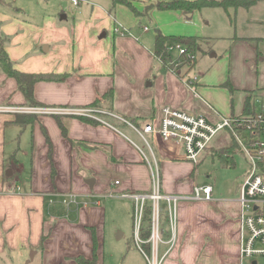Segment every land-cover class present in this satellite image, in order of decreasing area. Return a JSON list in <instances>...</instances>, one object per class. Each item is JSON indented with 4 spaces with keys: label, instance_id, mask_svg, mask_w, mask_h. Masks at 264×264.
I'll list each match as a JSON object with an SVG mask.
<instances>
[{
    "label": "crops",
    "instance_id": "obj_1",
    "mask_svg": "<svg viewBox=\"0 0 264 264\" xmlns=\"http://www.w3.org/2000/svg\"><path fill=\"white\" fill-rule=\"evenodd\" d=\"M129 1L140 15L128 6H115L112 0H81L73 4L72 20L67 15L46 16L41 26L0 5V30L10 39L7 51L15 67L30 74L67 75L63 81L35 85L40 108H93L95 101L113 89V103L103 101V107L93 109L109 113L97 117L123 133L99 120L93 119L99 125H90L78 116L62 115L69 138L79 142L72 146L55 115L34 114L35 124L22 129L14 123L16 113L0 112V264L8 258L32 264L39 256L40 264H77L76 256L92 257L93 231L98 264H107L102 250L107 208L102 200L131 202L134 211L130 195L150 194L153 188L151 167L132 142L150 162L155 158L158 163L161 193L192 195L196 187H203L195 184V165L183 159L179 146L156 143L149 137L151 153L135 131L115 116L144 126L158 122L165 107L203 115L212 122L222 116L264 112L262 0L248 9L204 8L190 14L156 8L145 14L146 7L158 0ZM214 10H223L224 15ZM115 26L129 29L133 36L115 34ZM157 31L168 37L199 38L195 66L180 72L163 70L154 55ZM39 43L41 50L36 48ZM178 56L174 51L175 60ZM0 107H29L17 82L3 73ZM44 130L52 144V160ZM26 134L30 161L29 168L22 169L16 157ZM9 142L18 143L12 160L7 158ZM222 142L216 137L209 150L231 147L235 141L227 146L214 144ZM239 193L240 188L235 199L217 201L213 188L212 201L181 202L176 243L172 246L171 238L162 237L159 246V256L165 257L162 264H240ZM70 194L78 196V203L68 207L64 197Z\"/></svg>",
    "mask_w": 264,
    "mask_h": 264
},
{
    "label": "built area",
    "instance_id": "obj_2",
    "mask_svg": "<svg viewBox=\"0 0 264 264\" xmlns=\"http://www.w3.org/2000/svg\"><path fill=\"white\" fill-rule=\"evenodd\" d=\"M81 0H73L74 5H79ZM148 31V28L144 29ZM115 34L121 37L133 36L129 29L115 26ZM178 51L179 56L186 53L185 49L176 45L170 48ZM197 77L194 78L196 82ZM190 83L189 85H191ZM0 112L16 114H52L57 116L75 115L101 121L104 125L123 134L118 128L110 123L98 119L101 114H108L99 109H46L40 107L15 108L0 107ZM121 123L126 124L140 137L147 149L153 153L151 137L156 143L162 142L168 145H177L181 148L183 159L197 165L204 154L211 148L213 140L220 133L227 131L231 134L249 163V170L243 184L240 186L238 203L239 212V258L240 264L245 260L255 261L264 257V112L249 111L247 115L240 117H220L217 121H209L203 115H194L165 107L161 112L158 122L151 121L144 126H137L132 122L116 117ZM143 154L152 171L153 188L150 194L130 195L135 201L134 208V237L140 251L146 257L148 264H162L165 257L159 256V246L163 242L160 233L161 205L168 207V217L173 246L176 243V230L178 225V207L184 201H212L213 187H196L192 195H165L161 193V178L159 165L155 158L150 162L143 149L132 142ZM119 184V182H116ZM78 196L70 194L64 197V205L70 206L78 203ZM151 202L153 206L152 234L149 243L152 245L151 254L148 255L142 248L144 243L140 238V230L143 224L145 204Z\"/></svg>",
    "mask_w": 264,
    "mask_h": 264
},
{
    "label": "rangeland",
    "instance_id": "obj_3",
    "mask_svg": "<svg viewBox=\"0 0 264 264\" xmlns=\"http://www.w3.org/2000/svg\"><path fill=\"white\" fill-rule=\"evenodd\" d=\"M4 9L9 12H19L26 21L36 26L42 25V20L46 16H54L59 18L67 15L69 19L75 15L76 7L72 0H5ZM258 3V2H257ZM260 7H264V0L259 3ZM248 9V8H245ZM214 13L223 14V10H214ZM15 14V13H14ZM221 17V16H220ZM224 16V22H226ZM233 21V22H232ZM228 22V17H227ZM230 22V20H229ZM234 24L235 20L231 18ZM146 23V22H144ZM146 27H150L147 24ZM227 27V26H226ZM145 28V27H143ZM150 29V28H149ZM228 29V28H226ZM223 30V29H222ZM225 27L224 31L225 32ZM41 50L40 43L36 47ZM228 137V138H225ZM138 144L141 141L133 135ZM221 138L222 143H214L216 147L221 145L227 146L232 142V136L229 132L224 131L217 135V139ZM134 140V141H135ZM22 142L23 150L19 151L18 159L22 164V169L29 168L30 161V136L26 134ZM239 150L234 153L236 167L231 168L217 156L212 154L204 155L199 164L195 165L193 180L197 186H212L214 188V199L217 201L233 200L238 196L240 186L243 184L246 174L249 170V163L242 154L239 144ZM18 144V143H16ZM15 142L8 143L7 158L12 160L15 153ZM218 145V146H217ZM14 161V160H13ZM15 163V161L13 162ZM15 167V166H14ZM27 171V170H26ZM103 207L107 208V229L106 242L103 244V255L107 264H125L133 262L134 264H143L145 258L141 254L139 248L134 241V211L131 202H121L120 200L104 199ZM112 205V208L110 205ZM131 247V248H130ZM29 257L31 255L29 253ZM6 264H19L18 259L15 261L7 259ZM32 264H40V256L32 262ZM243 264H253L250 260H245ZM257 264H264V257L257 258Z\"/></svg>",
    "mask_w": 264,
    "mask_h": 264
},
{
    "label": "trees",
    "instance_id": "obj_4",
    "mask_svg": "<svg viewBox=\"0 0 264 264\" xmlns=\"http://www.w3.org/2000/svg\"><path fill=\"white\" fill-rule=\"evenodd\" d=\"M113 4L116 5H125L131 8L134 13L140 15V13L133 7L129 0H112ZM256 0H158L156 4H151L146 7L145 14H147L153 8H156L160 11H183L184 13H193L195 11H201L204 8H222L228 10L229 8H250L256 4ZM5 0H0V5H5ZM199 38L194 37H168L163 35L160 31L156 32L155 37V48L154 55L159 59L163 64V70L172 68L177 72H180L183 68L188 67L189 69L193 68L197 61V51L199 49L198 41ZM10 39L6 37L0 30V73L7 75L10 78H13L19 87V90L24 94L26 104L29 107H40L42 106L36 99L34 94L35 85L41 81H52L58 80L63 81L67 75L64 76H55L47 74H30L19 71L14 62L11 60L7 47L9 45ZM176 45L182 46L186 53L184 55L178 56L175 60L174 51H171L170 48ZM114 91L113 89L109 90L105 96L101 99L95 101L91 107L101 108L102 102L107 101L110 104L113 103ZM57 123L61 129L62 135L70 141L72 146L79 144L77 141H73L69 138L68 132L64 124L62 123L61 116L55 115ZM81 121L90 124V125H99V123L93 119L87 117H77ZM37 121V116L34 114H16L14 123L21 127L22 129L35 124ZM133 124L141 127L137 121H131ZM44 135L46 137L47 143L49 145V158L52 160V144L49 139L47 132L44 130ZM239 150L238 145L234 142L231 147L223 148L219 150L211 149L209 153L212 155H217L226 166L235 168L236 161L234 153L236 150ZM194 173V172H193ZM56 172L53 167L52 177L55 178ZM152 191V190H151ZM152 216H153V206L151 202L145 204L144 209V218L143 224L140 230V238L144 242L142 248L144 251L150 255L152 251L151 243L149 239L152 234ZM93 254L92 257L88 258L84 255H79L73 258L77 264H98V241L96 233L93 231ZM160 233L164 239L171 238V230L168 217V207L166 204L161 205V214H160ZM45 237L42 239L41 246L44 245ZM135 241V237H134Z\"/></svg>",
    "mask_w": 264,
    "mask_h": 264
}]
</instances>
